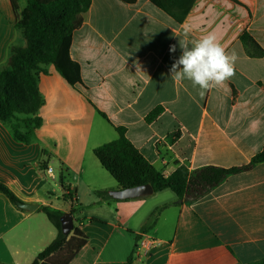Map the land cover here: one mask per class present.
<instances>
[{"label":"crops","instance_id":"crops-1","mask_svg":"<svg viewBox=\"0 0 264 264\" xmlns=\"http://www.w3.org/2000/svg\"><path fill=\"white\" fill-rule=\"evenodd\" d=\"M24 6L19 0V9ZM15 20L9 0H0L1 68L11 46L25 44ZM185 25L192 29L189 39L211 33L238 55L234 76L203 97L191 82L170 77ZM243 33L260 54L240 40ZM69 56L79 65L81 82L70 86L52 65L41 66V124L28 143L0 122V183L19 201L38 205L22 210L0 193V263L29 264L55 238L40 206L74 210V226L87 242L69 264H128L134 247L129 264H248L264 258V162L228 176L192 203L169 189L116 200L95 194L120 187L92 152L115 140V128L123 127L165 176L178 164L246 165L264 146V0H194L180 24L148 0H91L73 32ZM157 106L161 114L146 122ZM59 179L69 186V202L62 199ZM162 206L156 222L141 232L149 214ZM145 238L158 242L147 254L136 251Z\"/></svg>","mask_w":264,"mask_h":264},{"label":"trees","instance_id":"trees-1","mask_svg":"<svg viewBox=\"0 0 264 264\" xmlns=\"http://www.w3.org/2000/svg\"><path fill=\"white\" fill-rule=\"evenodd\" d=\"M24 1L25 6L20 10L19 0H9L16 19L14 26L21 31L25 44L11 46L7 63L0 70V122L11 125L13 136L19 142L28 143L31 130L41 124L37 115L43 105V99L37 87V77L42 71L41 66L52 65L70 86L81 82L79 65L70 58L69 47L73 32L82 25L91 0ZM122 1L132 4L135 0ZM148 1L178 24L183 22L194 2V0ZM240 40L253 46L257 50L256 53L260 54V47L249 35L243 33ZM162 110L160 106L155 107L146 115L145 121L152 122ZM99 114L105 118L103 113ZM21 125H23L24 133L20 132ZM115 131L117 133L115 140L95 147L92 152L118 186L128 188L149 184L153 188V193L169 189L178 200L187 204L207 195L228 176L249 170L254 165L264 162V146H262L261 151L243 166L223 168L209 165L189 169L186 165L178 164L171 174L165 176L132 145L125 136L123 127H116ZM177 135L178 132L173 134L174 137ZM42 154L46 155L47 152L42 151ZM41 168H44L43 162H41ZM59 183L64 190L62 199L65 202L71 201L72 193L69 186L62 179H59ZM0 193L17 207L16 203L19 199L1 183ZM95 194L102 199H111L103 191H97ZM164 206L149 214L141 227V232H146L156 222L157 215ZM38 210L43 212L53 225L56 236L29 264H69L85 246L87 237L76 226L69 234H64L60 227V217L64 213L60 210L50 206H40ZM73 211L72 208L69 209L72 214ZM134 250L135 247L133 252ZM132 254L127 259L128 264L131 262ZM248 264H264V258Z\"/></svg>","mask_w":264,"mask_h":264},{"label":"clouds","instance_id":"clouds-1","mask_svg":"<svg viewBox=\"0 0 264 264\" xmlns=\"http://www.w3.org/2000/svg\"><path fill=\"white\" fill-rule=\"evenodd\" d=\"M191 31L189 26L183 27L178 40L181 53L171 65L170 77L175 81L191 82L203 97L207 91L234 76L238 55L235 50L226 51L211 33L201 39H189ZM169 50L176 52V45H171Z\"/></svg>","mask_w":264,"mask_h":264},{"label":"water","instance_id":"water-1","mask_svg":"<svg viewBox=\"0 0 264 264\" xmlns=\"http://www.w3.org/2000/svg\"><path fill=\"white\" fill-rule=\"evenodd\" d=\"M153 193V188L149 184L138 185L128 188H120L116 191H109L108 195L116 200H127V199H136L145 196H149ZM17 207L26 210V211H34L37 209L38 205L34 203H24L18 201L16 203ZM60 227L64 234H69L70 231L74 227V221L72 217V213L65 212L60 217Z\"/></svg>","mask_w":264,"mask_h":264},{"label":"built area","instance_id":"built-area-1","mask_svg":"<svg viewBox=\"0 0 264 264\" xmlns=\"http://www.w3.org/2000/svg\"><path fill=\"white\" fill-rule=\"evenodd\" d=\"M45 173L49 176V177H53L51 174L50 169H46ZM158 245V242L154 239L151 238H145L139 241L138 246L136 247V251L138 250H142L145 254H147L148 252H150L151 249H153L154 247H156ZM137 255V253H135V256Z\"/></svg>","mask_w":264,"mask_h":264},{"label":"rangeland","instance_id":"rangeland-1","mask_svg":"<svg viewBox=\"0 0 264 264\" xmlns=\"http://www.w3.org/2000/svg\"><path fill=\"white\" fill-rule=\"evenodd\" d=\"M17 31L19 32V35H21V37L23 38V35L21 34L20 30L18 29ZM0 70H1V67H0ZM27 119H28V118H27ZM17 124H19V122H18ZM21 128H22V129H20V132H21V133H24L23 125H21Z\"/></svg>","mask_w":264,"mask_h":264}]
</instances>
